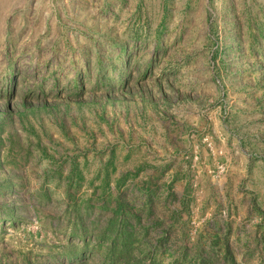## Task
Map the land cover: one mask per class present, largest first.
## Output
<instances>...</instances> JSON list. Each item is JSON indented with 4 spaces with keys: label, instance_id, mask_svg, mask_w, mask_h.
<instances>
[{
    "label": "rangeland",
    "instance_id": "1",
    "mask_svg": "<svg viewBox=\"0 0 264 264\" xmlns=\"http://www.w3.org/2000/svg\"><path fill=\"white\" fill-rule=\"evenodd\" d=\"M83 240L264 264V0H0V264Z\"/></svg>",
    "mask_w": 264,
    "mask_h": 264
},
{
    "label": "trees",
    "instance_id": "2",
    "mask_svg": "<svg viewBox=\"0 0 264 264\" xmlns=\"http://www.w3.org/2000/svg\"><path fill=\"white\" fill-rule=\"evenodd\" d=\"M79 236L81 235H78V237ZM103 239L104 238H102V242L104 241ZM100 245L101 244L90 247L89 240H83L81 244L73 243L69 245V250L65 253V257L70 264H116L119 256L113 255L114 246H108L106 252L102 255L103 253L101 252ZM86 252H88L89 255H85ZM95 255L103 257L101 259H94L96 257Z\"/></svg>",
    "mask_w": 264,
    "mask_h": 264
}]
</instances>
